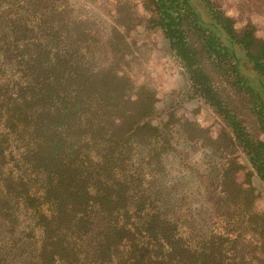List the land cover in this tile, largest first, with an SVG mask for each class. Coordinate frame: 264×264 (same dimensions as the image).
<instances>
[{
    "label": "trees",
    "instance_id": "16d2710c",
    "mask_svg": "<svg viewBox=\"0 0 264 264\" xmlns=\"http://www.w3.org/2000/svg\"><path fill=\"white\" fill-rule=\"evenodd\" d=\"M88 1L0 0V264H264L260 14L143 0L213 131L158 113L137 80L133 6L117 0L104 26Z\"/></svg>",
    "mask_w": 264,
    "mask_h": 264
},
{
    "label": "rangeland",
    "instance_id": "374dc122",
    "mask_svg": "<svg viewBox=\"0 0 264 264\" xmlns=\"http://www.w3.org/2000/svg\"><path fill=\"white\" fill-rule=\"evenodd\" d=\"M116 1L89 0L84 10L92 14L99 21H105V23L102 22L104 26L108 23L110 25L112 18L117 14L114 9ZM213 1L220 7L228 4L226 2L227 0ZM125 2L127 7L130 5L133 6V10L137 16L144 18L142 24L137 25L132 31L130 41L134 42L132 43V47L137 56L136 64H134L137 71V80L148 83L157 91L158 113H161L165 117L168 112L167 109L169 108L171 111L174 110L177 113H184L189 118L204 125H209L213 131H217L219 129V123L215 121V113L212 107L208 106L199 94L194 92L196 89L190 84L191 80L187 69L171 49L169 40L161 33L157 26H151L145 22L150 14L144 10L143 0H125ZM239 5L243 10L242 15L249 12L260 14L254 20L256 21L257 34L263 35L264 0H239ZM201 52V58L199 57V60L205 68L206 75L212 77L218 88H221V96H225V82L224 84L220 82L219 77L222 75L219 76L220 69L217 68L219 65L212 63V56L209 55V52ZM221 78L224 81V78ZM262 96L264 98V93H262ZM237 110L239 109L237 108ZM241 112L244 113L245 111ZM254 127L253 130L256 131ZM240 176L242 177V175ZM253 182L256 187V193L259 196L258 205L264 210V191L256 176L253 177Z\"/></svg>",
    "mask_w": 264,
    "mask_h": 264
}]
</instances>
